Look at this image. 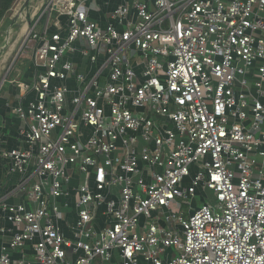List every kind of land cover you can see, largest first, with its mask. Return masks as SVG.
Returning <instances> with one entry per match:
<instances>
[{
	"label": "built area",
	"instance_id": "2783aa9c",
	"mask_svg": "<svg viewBox=\"0 0 264 264\" xmlns=\"http://www.w3.org/2000/svg\"><path fill=\"white\" fill-rule=\"evenodd\" d=\"M88 1L51 0L30 33L35 79L16 59L4 77L35 95L13 109L28 149L1 156L11 173L33 166L16 192L36 208L0 202L14 230L0 264L110 263L115 251L122 264H264V0H133L104 26ZM78 50L87 77L66 60ZM71 169L92 176L74 189L75 240L51 203L69 195ZM206 190L218 204L193 208ZM103 204L112 221L97 231ZM27 244L34 259L14 260Z\"/></svg>",
	"mask_w": 264,
	"mask_h": 264
},
{
	"label": "crops",
	"instance_id": "0c3cea01",
	"mask_svg": "<svg viewBox=\"0 0 264 264\" xmlns=\"http://www.w3.org/2000/svg\"><path fill=\"white\" fill-rule=\"evenodd\" d=\"M141 2H146L149 6H153V0H136ZM128 2L131 4L133 0H89L85 5V10L88 12L90 19L93 21L99 22L102 26L109 21L110 13L120 4ZM56 15H53V18L50 23V30L55 31L54 23L56 21ZM64 23V18L61 19ZM44 23V20L43 22ZM33 54V52H32ZM24 65V74L22 79L26 82H32L35 79L36 74L39 72V69H36L35 65L31 61V57ZM66 60H70L75 67L77 68V73L81 74L84 77H87L89 74H92L95 66H92L90 62L81 56L80 51L78 50L73 56H67ZM137 71H141V67H137ZM71 88H75V81L72 79L68 82ZM35 100L34 93H30L26 99H21L19 90L17 86L9 83V81H4L0 83V202L5 201L8 204L26 205L30 209H35L36 206L34 203L30 202L28 199V192H16L19 184L26 179L34 172V168L31 165L28 169L26 176L20 175L18 173H11L10 162L5 160L1 156V151L3 149H22L27 150L28 145L25 142V139L22 135L23 131L26 129V123L20 120L14 113L13 109L23 105L26 107L29 102ZM72 182L67 190L69 195L58 200L51 199V203L59 206L61 212L63 213L62 221L59 225L62 228L63 234L67 239L75 240L74 237V224L77 219L78 210L77 202L79 194L77 191H74L75 188L84 184L87 179L92 178V176L86 177L85 175L80 174L77 170H72ZM37 182V178L34 176L28 181V188L32 187L33 184ZM118 189H113L109 192L107 200L111 198L118 197ZM205 195V193H204ZM206 196V195H205ZM106 206L105 204L96 208V219L93 224V228L97 231L103 230L106 227L110 226L112 218L105 215ZM162 224V223H161ZM0 226H6L7 233L4 235L0 234V255L3 246L7 245L14 230L10 225L5 222V213L0 208ZM171 251L169 250V253ZM22 254L29 260L34 259V251L31 244H27L24 249H20L18 253L14 255V260L20 258ZM69 255L72 253L69 252ZM78 254H74L71 257V260H74ZM70 259V256H69ZM139 264H145L144 260L139 259ZM94 264H122L121 256L118 251L113 253V257L110 263H101L97 259Z\"/></svg>",
	"mask_w": 264,
	"mask_h": 264
},
{
	"label": "rangeland",
	"instance_id": "374dc122",
	"mask_svg": "<svg viewBox=\"0 0 264 264\" xmlns=\"http://www.w3.org/2000/svg\"><path fill=\"white\" fill-rule=\"evenodd\" d=\"M26 1L27 0H19L18 4L14 7L13 12H12V16L14 14V15H17V18H19L17 22L20 24L22 22L21 19L25 11L23 12V14H20L19 11L22 5ZM50 1L51 0H31L28 7L31 6V9L29 12H30V15L33 14V17L27 22L28 29H29L27 35H24V36L20 35L22 25L19 27H16L15 25L10 26L7 23H3L1 25L0 27V83L4 79L11 63L15 59L16 61L18 60V63H23V65L26 62H28V60L30 59V56L32 54V47L34 45V43H32L30 39V33L33 30L37 20L41 18L42 16L41 14H43V11L48 6ZM81 44L83 46L88 47V44L84 40H81ZM11 47H12V52L6 57ZM103 52H104V49H103ZM204 193L206 197H203V195L196 197V199L193 202V208H200L204 204L205 201L206 203L211 204L213 206L218 204L217 199L212 191L206 190ZM183 210L184 212H187V208ZM170 251H171L170 253H172L173 255L177 253L176 250H170Z\"/></svg>",
	"mask_w": 264,
	"mask_h": 264
},
{
	"label": "trees",
	"instance_id": "16d2710c",
	"mask_svg": "<svg viewBox=\"0 0 264 264\" xmlns=\"http://www.w3.org/2000/svg\"><path fill=\"white\" fill-rule=\"evenodd\" d=\"M18 2L19 0H0V27L3 23L12 26L13 20L18 19L17 15L12 16L13 9Z\"/></svg>",
	"mask_w": 264,
	"mask_h": 264
},
{
	"label": "bare ground",
	"instance_id": "6f19581e",
	"mask_svg": "<svg viewBox=\"0 0 264 264\" xmlns=\"http://www.w3.org/2000/svg\"><path fill=\"white\" fill-rule=\"evenodd\" d=\"M37 8V7H36ZM30 9H31V6L27 8V10L24 12L23 14V17H22V22H21V25H22V29H21V33L20 35L21 36H24V35H27L28 33V20H30L32 17H33V14L30 15ZM40 10V9H39ZM12 52V47L10 48V51L7 53L6 57ZM5 57V58H6ZM5 66V65H4Z\"/></svg>",
	"mask_w": 264,
	"mask_h": 264
},
{
	"label": "water",
	"instance_id": "95a60500",
	"mask_svg": "<svg viewBox=\"0 0 264 264\" xmlns=\"http://www.w3.org/2000/svg\"><path fill=\"white\" fill-rule=\"evenodd\" d=\"M30 2H31V0H27V1L22 5V7L20 8V11H19L20 14H22V13L28 8ZM18 19H19V18H18ZM18 19H16V20L14 19V20H13L12 26H13V25H15L16 27L21 26V24L17 22Z\"/></svg>",
	"mask_w": 264,
	"mask_h": 264
}]
</instances>
